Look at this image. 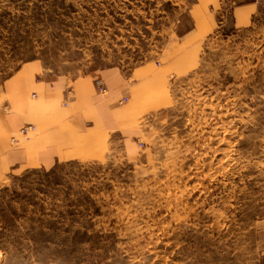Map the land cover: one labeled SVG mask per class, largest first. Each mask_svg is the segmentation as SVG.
<instances>
[{
	"label": "rangeland",
	"instance_id": "374dc122",
	"mask_svg": "<svg viewBox=\"0 0 264 264\" xmlns=\"http://www.w3.org/2000/svg\"><path fill=\"white\" fill-rule=\"evenodd\" d=\"M27 63L161 87L105 158L0 183V264H264V0H0V93Z\"/></svg>",
	"mask_w": 264,
	"mask_h": 264
},
{
	"label": "crops",
	"instance_id": "0c3cea01",
	"mask_svg": "<svg viewBox=\"0 0 264 264\" xmlns=\"http://www.w3.org/2000/svg\"><path fill=\"white\" fill-rule=\"evenodd\" d=\"M251 8L243 4L237 9L248 12V18ZM98 79L104 81L105 93L98 90ZM133 80L121 66L74 78L40 73L37 63L23 66L0 93V183L72 159L100 160L118 142L132 139L140 98L155 97L161 87L154 72ZM29 125L28 133L20 134Z\"/></svg>",
	"mask_w": 264,
	"mask_h": 264
},
{
	"label": "built area",
	"instance_id": "2783aa9c",
	"mask_svg": "<svg viewBox=\"0 0 264 264\" xmlns=\"http://www.w3.org/2000/svg\"><path fill=\"white\" fill-rule=\"evenodd\" d=\"M97 84H98V89H99V91H100L101 93H105L106 90H107L106 85H104V83H103L102 81H98ZM29 129H31V126H30V125H29L27 128H23V129H21L20 134H22V135H23V134H27L28 131H29ZM15 140H16V136H13L12 141H15Z\"/></svg>",
	"mask_w": 264,
	"mask_h": 264
}]
</instances>
